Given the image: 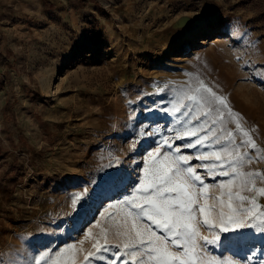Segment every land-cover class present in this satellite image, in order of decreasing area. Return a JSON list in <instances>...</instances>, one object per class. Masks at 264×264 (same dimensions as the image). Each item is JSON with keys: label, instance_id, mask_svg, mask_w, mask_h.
I'll return each instance as SVG.
<instances>
[{"label": "rangeland", "instance_id": "1", "mask_svg": "<svg viewBox=\"0 0 264 264\" xmlns=\"http://www.w3.org/2000/svg\"><path fill=\"white\" fill-rule=\"evenodd\" d=\"M201 81L264 157V0H0V264H85L147 151L184 130V109L171 110ZM215 127L247 139L227 109ZM251 155L243 171L264 173V158ZM244 195L264 211V196ZM213 259L264 264V234L223 233L207 246L205 264Z\"/></svg>", "mask_w": 264, "mask_h": 264}, {"label": "snow or ice", "instance_id": "2", "mask_svg": "<svg viewBox=\"0 0 264 264\" xmlns=\"http://www.w3.org/2000/svg\"><path fill=\"white\" fill-rule=\"evenodd\" d=\"M181 109L186 118L184 130L169 129L176 132L175 136L156 140L154 148L147 151L142 175L137 177L138 186H133L128 197L109 206L115 210L108 216L113 222L101 229L102 242L93 244L95 251L84 256L85 264L105 259L100 254L113 247L118 249V254H114L117 259L110 264H117L121 257L123 264H130L129 256L133 258L131 264H145V261L147 264H205L207 246L219 244L221 234L245 228L264 234V211L256 210L255 196L244 195L255 192L264 196V187H256L258 179L264 183V173L243 171L254 160L252 151L257 153L255 160L264 158L250 131L242 129L226 98L203 81L171 114ZM225 109L233 116L237 131L247 137L239 144L235 143V133L231 131L226 137L217 136L215 125L222 122ZM177 140L187 142L174 147ZM241 148L245 150L241 152ZM184 149L200 150L185 154ZM193 159L199 161L195 166L191 163ZM198 168L202 171L198 172ZM217 175L225 179L216 182ZM208 178L213 183L207 182ZM211 187H218L219 195L213 196ZM117 217L122 222H116ZM145 220L149 223H144ZM201 227L214 232V238L201 237ZM112 234L120 243H110ZM44 255L50 256V253ZM207 264H231V261L213 259Z\"/></svg>", "mask_w": 264, "mask_h": 264}, {"label": "bare ground", "instance_id": "3", "mask_svg": "<svg viewBox=\"0 0 264 264\" xmlns=\"http://www.w3.org/2000/svg\"><path fill=\"white\" fill-rule=\"evenodd\" d=\"M96 203H93V206L95 205ZM89 217H90V215H89Z\"/></svg>", "mask_w": 264, "mask_h": 264}]
</instances>
